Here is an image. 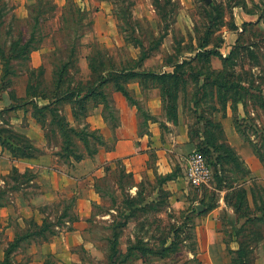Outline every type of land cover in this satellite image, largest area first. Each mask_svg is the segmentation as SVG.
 I'll return each mask as SVG.
<instances>
[{
	"label": "rangeland",
	"instance_id": "rangeland-1",
	"mask_svg": "<svg viewBox=\"0 0 264 264\" xmlns=\"http://www.w3.org/2000/svg\"><path fill=\"white\" fill-rule=\"evenodd\" d=\"M243 4L247 10L257 11L264 17V0H0V16L5 21L0 27V44L7 48L11 46L19 30L30 36V16L34 5L39 6L37 10L42 18L38 21L32 50L27 53L20 51L22 53L18 57H11L7 62L9 74L4 73L5 63L0 59V105H22L0 113V130L10 134H23L15 130L11 120L22 117L15 111L26 110L43 129L49 147L56 148V152L60 153L77 152L84 150V143L82 140L70 142L65 135V128L75 126L77 130L84 131L87 122L90 129L101 132L88 121L101 106L102 116L111 130L120 125L121 114L128 118L135 115L140 129L144 130L151 108L157 110L160 120L176 118V121L178 114L174 105L179 104L192 137L201 132L202 137L205 136L202 141L218 137L215 140L217 147H206L208 156L213 161L214 173L218 171V175H214L208 185L194 188L189 183L190 187L203 191L202 201L210 208L226 203L228 209L224 207L219 211L220 219L226 223L220 232L227 239L235 237L242 248L239 253H230L236 261L233 264H264V218L257 220L258 216L264 217V104L263 99L257 97L264 95V18L256 24L244 26V22H248L244 21L239 25L236 11ZM235 24L238 29H233ZM9 28L12 29L10 33L7 32ZM205 38L211 40L212 44L220 45L221 56L228 59L223 61V58L217 56L204 57V61H200L203 66L192 61V67L185 65L181 70H186V74L191 70L211 76L218 73L220 77H227L228 81H224L227 85L229 80L235 79V83L229 86V93L236 94L239 99L235 101L230 98L226 108L220 103V91H217L218 95L215 94L220 85L207 86L202 76L199 83L190 80L177 93L171 88L170 80L162 88V82L149 80L148 77H135L129 81L121 79V84L138 101L139 106L132 105L117 85L109 82L103 89L107 101L105 112L104 104L95 106L96 101L92 99L86 103L74 104L66 102L67 99H54L52 112L50 108L39 109L46 104L50 107L51 90L60 73L64 78H74L73 84L81 80L85 85L97 75L104 74L101 71L103 66L122 70L124 67H133L142 58L139 65L134 66L138 71L177 72L173 62H184L188 60L185 58L194 56L196 48ZM238 38L240 42L237 43ZM228 42L231 43L230 48ZM212 44L210 47H213ZM63 64L67 68L61 72ZM32 93L42 94L44 98L31 95ZM167 93L171 95L168 97ZM197 93L199 97H196ZM209 93L211 96L207 95ZM175 94L177 98H174ZM224 116L228 118L230 139L233 140L230 129L233 124L238 132L241 130L243 133L239 132L243 143L237 146L229 143L228 134L222 126ZM24 119L25 117L22 121ZM203 127L206 128V133ZM111 170L107 177L100 180L105 196L102 197L103 204H97L93 212H105L111 207L133 208L143 204L149 190L156 184V180L145 177L138 194L131 196V179L117 167ZM23 173L17 181L18 190L14 191L11 187L16 178L13 179L10 174L4 177L5 183H0V189L6 190L10 201L20 189L24 191L19 198L20 202L29 194H41L43 185L29 183V177L33 173ZM45 196L41 198L46 200V204L40 208L51 226L47 234L52 229L59 234L68 227L64 221L71 220L70 215L75 216L74 206L77 200L73 195H67L57 201L56 194L50 191ZM165 196V193L162 194V197ZM39 203L43 204L44 201ZM165 205L164 201L161 205L151 204L145 210L137 209L134 212L133 209L131 213L129 210L124 211L129 214V217H125L131 218V223L120 229V248L125 249L135 234L141 236L146 233L150 237L149 246L155 251L161 250V238L176 227L169 218L171 211H158L159 208L163 210ZM201 213L190 210L191 218H201L205 214ZM119 214L95 221L91 217L93 222L88 229L87 238L93 247L77 248L82 264H109L107 254L110 253L111 245L108 237L112 232L110 220ZM160 214L164 220L159 219ZM34 221L40 225L44 223L42 219L25 218L21 225L15 226L16 233L34 229ZM194 228V225L181 228L178 233L179 241L171 246L168 256L156 258L154 255H147L148 264H188V260L193 259L189 257L188 251L197 246ZM6 232V228L0 226V261L4 258L8 243L14 240H10V235ZM35 237L37 236L33 235L31 239L25 240L14 252V264H63L56 256L50 257L47 248H41V244L50 243L57 236L49 241ZM95 248L104 251V259H97L93 255L92 249Z\"/></svg>",
	"mask_w": 264,
	"mask_h": 264
},
{
	"label": "crops",
	"instance_id": "crops-1",
	"mask_svg": "<svg viewBox=\"0 0 264 264\" xmlns=\"http://www.w3.org/2000/svg\"><path fill=\"white\" fill-rule=\"evenodd\" d=\"M24 14L25 12L22 13V15ZM236 17L239 25L244 21L256 24L263 19L261 13L251 12L243 7L237 9ZM228 43V48H230L231 43ZM5 108V105H0V111ZM97 109L98 112L96 110L95 115L90 116L88 121L92 127L101 130L107 146H101L93 156L85 157L80 161L72 160L71 164L63 162L56 155V148L47 145L44 131L34 117L25 112L26 110L15 111L22 117L12 119L11 123L15 130L32 140L39 149V153L31 158H13L11 152L4 149L0 143V183H5L4 177L10 174L13 167H16L22 173L32 172L33 178L29 183L41 184L43 188L41 196L29 194L22 202L19 201V198L24 191L20 189L16 191L18 193L7 205L0 206V226L6 228V233L10 235L9 239H14L15 226L21 225L25 218L32 217L36 220L42 219V221L46 218L40 208L46 204V200L41 197L47 196L49 191L56 194L57 201H61L67 195H73L77 200L74 206L76 209L75 219L64 221L68 227L60 231L54 241L41 244V248L43 250L47 248L50 257L56 256L63 264H82L77 248L78 246L93 247L87 238L90 224L95 219H107L119 213L120 209L116 207L97 214L93 212L96 204H103L102 196L96 188L98 179L107 177L112 171L111 168L117 167L120 171L132 176L129 187L131 196L138 194L145 177L154 179L156 184L146 195V203H159L164 198L166 205L160 212L171 211L169 218L176 226L187 223L195 226L197 249L188 251L189 257H197L202 264H233L230 253L240 249L238 240L235 237L227 239L220 232L226 223L220 219L219 211L224 207L228 209L226 203L223 202L218 207L210 208L207 203L202 201L203 191L192 189L185 175L188 157L198 147L203 137L202 132L198 136L192 137L191 130L182 116V107L178 104L176 121L160 120L157 110L151 108V118L145 124L143 132H140L139 120L135 115L128 118L122 114L120 125L115 130H111L102 116V106ZM132 111L135 110L132 108ZM23 117L25 119L22 121ZM227 119V116L222 118V126L228 134L229 143L233 146L243 143L242 137L233 124L230 128L233 140L230 139ZM238 153L241 154L239 150ZM164 193L166 196L162 197ZM39 201H44V203L41 204ZM122 209L129 210L125 207ZM191 209L205 214L201 218H191ZM91 217L94 218L93 221ZM158 217L164 220L161 214ZM110 221L112 222V220ZM130 223L131 219L127 225ZM135 237L136 234L130 238V241H134ZM145 239L148 240L149 237L147 236ZM171 240L172 238H169V242ZM126 249L127 247L121 248L124 252ZM92 252L94 256H97V259L105 257V253L101 249L95 248L92 249ZM148 262L146 255H143L138 259H131L128 264H148Z\"/></svg>",
	"mask_w": 264,
	"mask_h": 264
},
{
	"label": "trees",
	"instance_id": "trees-1",
	"mask_svg": "<svg viewBox=\"0 0 264 264\" xmlns=\"http://www.w3.org/2000/svg\"><path fill=\"white\" fill-rule=\"evenodd\" d=\"M71 2V1H70ZM213 5V3L211 4ZM32 7V6H31ZM40 7L42 8V6L40 5ZM241 7L245 8V5L243 4ZM37 8H39V6L34 5L32 7L31 10V31H30V36L28 37L27 35H25L22 30L18 31L17 37L15 38V40L12 41L11 46L7 48V46H4L3 44H0V59L2 60V62H4L5 64V69H4V73L5 74H9V68H7V62L9 61V59L11 57L16 58L19 56L20 53L24 52L27 53V51L32 50L31 46L32 43L35 41L34 37L35 34L37 32V28H38V21L41 18V14L40 12L37 10ZM1 9V7H0ZM5 16V15H4ZM15 20H18L15 16H13ZM261 18H264L263 15L261 14ZM42 19V18H41ZM4 19L3 17L0 16V27L4 25ZM248 24L252 25L254 24L253 22H244V26H247ZM232 29V28H231ZM233 29H238V25L235 24L233 26ZM12 29L9 28V30L7 31L8 33L11 32ZM245 31V29H244ZM243 31V32H244ZM242 35V34H241ZM264 38V36H263ZM240 38L237 39V43L240 42L239 41ZM212 44L211 40L208 39H203V41L198 45V47L196 48L197 51L195 53L194 56H189L188 60H185L184 62H179V60H175V62H173V64L175 63V68L177 69V72H168V71H164V72H156V71H138L136 70V68H134L135 65H139V63L141 62V60L143 59H139V61H137V63H135V65L133 67L129 66V67H124L122 68V70H118L115 67L111 66V67H104L101 70L102 73H104L102 76L99 74L97 75V77L91 82L88 81L85 85H83V81L79 80L78 82H75V84H73V80L72 79H67L66 77L64 78V75H57V78L55 79V83H54V87L51 90V94H50V107L49 104H46L44 106H40V110H44V109H48L50 108V112H52L53 108L52 105L55 103L54 99L56 100H63V99H67L66 102L74 104V103H86L89 99L95 100V106H98L100 104H104V110L103 112H105L106 110V93L103 90L106 85L109 82L114 83V85H117L118 89L120 91H122V93L126 96L127 99L130 100V103L132 105H136L139 106L138 101H136L134 99V97L132 96L131 93H129L128 90L125 89V87L121 84V79L125 80V81H129L131 78H135V77H140V78H145L148 77L149 80L152 79H156L160 82H162L161 86L162 88L165 87V84L168 80L171 81L172 86L171 88L177 93L180 89L181 86L183 85V87L188 84V82L190 80L192 81H196V83L200 82V79L202 78V76L204 77V83L207 86H217L218 84L220 85L219 90L218 88H216V93L218 95L217 91H220L221 93V97H220V103L223 105L224 108H226V104L228 102V100L230 98H232L233 100L237 101L239 99L238 96L232 95L231 93H229L230 91V87L232 83H235L234 80H229V85L225 84L224 81H228L227 77H220V74L217 73V75H213L211 76L210 74L204 75L201 72H195V71H190L189 74H186V70H181L182 67H184L185 65H188L189 67H192V61H197V65L199 66H203L201 65L200 61L203 60L204 61V57L210 58L213 56H217V57H221V53L219 52V47H221L218 44H212L213 47H210V45ZM239 46V45H237ZM236 46V48H237ZM22 51V52H20ZM8 52L12 53L11 55L8 54ZM235 51L233 50V53ZM14 53V55H13ZM226 59L228 58H223V61H226ZM196 65V64H195ZM65 67L67 68V65L63 64L61 66V72L63 70H65ZM194 67V66H193ZM201 77V78H200ZM242 81V80H241ZM240 85V84H238ZM235 86H237V84H235ZM169 91V90H168ZM35 93V92H34ZM32 93L31 95H37V96H41L42 98H44V95L42 94H34ZM213 93V92H211ZM262 93V92H261ZM168 97L171 95L170 93H167ZM208 96H211V94H207ZM232 95V96H231ZM255 95V94H252ZM196 97L198 96V93L196 94ZM195 97V98H196ZM205 97V96H204ZM257 97H259L260 99H263L262 103L264 104V95H258ZM174 98H177V95L175 94ZM22 105H10L8 107H6L4 110L0 111L4 112V111H8V110H14L16 108H19ZM175 107V111L176 114H178V105H174ZM85 117H87V115H85ZM64 118V117H63ZM78 118V117H76ZM151 118V115H150ZM149 118V119H150ZM107 119V117H106ZM176 118H174L175 120ZM68 123V122H66ZM61 128H63V125L60 123ZM85 132L84 131H80L77 130L76 128H74L75 126H68L67 128H65L66 134L69 138V141L71 142H75L76 140H82V142L84 143V150H79V151H65V152H56V155L59 156V158L67 163V164H71L72 160L75 161H80L82 159H84L85 157L88 156H93L94 154H96L99 150V148L101 146H105V139L104 136L102 135L101 132H99L97 129H90L89 124L87 122H85ZM208 128V127H207ZM54 130V128H53ZM145 130V129H144ZM144 130L140 129V132H143ZM205 133H206V128L204 129ZM221 132L222 128L220 127ZM240 133L241 130H239ZM243 134V133H242ZM77 135V137H76ZM205 137V136H203ZM205 139V138H203ZM212 139V140H211ZM211 139H207L206 141H200L198 148L200 151H202L204 153V155L207 158V161L209 162V164L211 166L213 161L210 158V156H208V148L210 145H212L213 147L216 146V139H218V137H211ZM223 140L224 137L222 138ZM0 143L2 144V147L4 149H7L11 152V155L13 156V158H31V157H35L38 155L39 153V149L34 145V143L32 142V140L27 137L24 134H16L14 132V134H10V133H5L2 130H0ZM209 143V144H208ZM107 146V145H106ZM217 147V146H216ZM79 148V147H78ZM67 150V149H66ZM256 153L259 157H261L258 153V151L256 150ZM211 159V160H210ZM216 164V163H215ZM213 168V167H212ZM109 170V168H107ZM214 171V169H213ZM123 174H126V176H128L131 179V174H127L124 171H122ZM24 173H21L19 171L18 168L13 167L11 172H10V176L15 179V184L12 185L11 187L13 188V190H18L19 187L17 186V181L19 180L18 178L23 176ZM214 175H218V171H216V173H214ZM33 178V175H31L29 177V181L30 179ZM102 178L98 179L97 183H96V188L98 190V192H100L101 196L104 197L105 196V192L103 191V188L101 186V180ZM7 182V181H6ZM10 201V198L6 192V190L4 189H0V206H4L7 205ZM164 198L161 199L159 201V203H153V202H147L146 200L143 201V204H138V206H133L132 207H128L129 209V213L136 211L137 209H141V210H145L146 208H148L149 205L151 204H160L164 203ZM146 203V204H144ZM72 205V204H71ZM70 205V207H71ZM97 205V204H96ZM100 206V205H99ZM127 208V207H125ZM162 209L159 208L158 211H161ZM126 210H123L122 208L119 210V215L115 216L114 219L112 220L110 226H111V235L108 237V242L111 245V249H110V253L107 254V263L109 264H128V262L131 259H138L140 257H143V255H148L147 252H150V255H154L156 257H160V258H166L168 256V254L170 253L169 250L171 249V246L175 244V241H179L178 240V233L181 231L180 229L183 228L184 226H187V224L185 225H179L176 226L175 228L172 229V231L168 234H166L163 238H161V242L163 243V247L161 248V250L159 251H155L154 248H151L149 246L148 240L145 239V237L148 236V234H142L140 235H136L135 240H131L128 245H127V249L126 251H122L120 248V235H121V231L120 229L124 228L127 226L128 221L131 218L126 219L125 215H127L129 217V214H125L126 212H124ZM131 211V212H130ZM98 213V212H97ZM95 213V214H97ZM71 220L75 219V216H71L70 215ZM262 218H264L263 216H258L257 220L260 221V219L262 220ZM35 222V221H34ZM50 223L47 221V218L44 219V223L42 225L38 224V223H34V229L32 230H26V231H21V232H17L16 236L14 238V240L10 241L8 243V247L5 249V253H4V258L3 260L0 261V264H14L12 262L13 259V254L14 252L23 245L25 240H29L31 239V237H33V235H36L38 239H42L44 241H49L53 236H56L58 234V231L55 230H51L49 234H47L48 229L50 228ZM149 237V236H148ZM150 238V237H149ZM169 238H172V240L169 242ZM34 239V238H32ZM196 248H191L192 251H196ZM242 248L238 249L236 252H240ZM234 252H232L233 254ZM233 258V262L234 260V256H232ZM193 262V263H192ZM236 262V261H235ZM188 264H202L201 261L197 258L194 257L191 260H188Z\"/></svg>",
	"mask_w": 264,
	"mask_h": 264
},
{
	"label": "built area",
	"instance_id": "built-area-1",
	"mask_svg": "<svg viewBox=\"0 0 264 264\" xmlns=\"http://www.w3.org/2000/svg\"><path fill=\"white\" fill-rule=\"evenodd\" d=\"M185 175L194 188H201L210 184L214 179V171L206 156L199 149H195L188 157Z\"/></svg>",
	"mask_w": 264,
	"mask_h": 264
}]
</instances>
